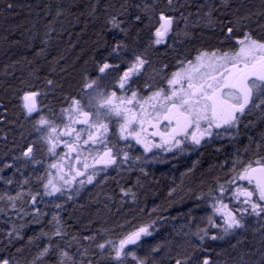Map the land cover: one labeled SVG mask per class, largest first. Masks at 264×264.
Listing matches in <instances>:
<instances>
[{"label":"trees","instance_id":"obj_1","mask_svg":"<svg viewBox=\"0 0 264 264\" xmlns=\"http://www.w3.org/2000/svg\"><path fill=\"white\" fill-rule=\"evenodd\" d=\"M166 2L0 0V255L14 257L19 264H31L39 251L51 244L49 254L38 264H58L64 248L81 264L89 260L93 264H110L101 256L96 244L105 239L117 240L134 225L151 221H155L153 235L138 247V257L146 259L147 264H175L176 258L186 257H191L188 264H203L205 258L214 261L213 252L226 257L225 262L236 260L238 256H247L248 261L253 255L255 247L249 250L248 243L243 247L224 244L212 248L208 242L202 246L200 237L208 223L209 193L213 194L221 183L228 185L226 181L235 174L233 161L246 162L264 155V120L261 118L248 119L235 137L214 138L173 166L157 167L144 174L125 173L124 179L114 174L102 177L70 206L55 208L50 200L43 199L38 168L26 164L21 157L24 147L32 142L37 125L36 119L22 111L20 96L25 91H39L44 114L49 119L54 118L52 120L60 117L61 109L81 93L85 77L95 74L97 64L112 58L111 52L117 43L125 42L130 52H145L148 28L155 17L150 21L149 15L164 10ZM173 9L171 11L183 14V22L187 20L179 33L182 41L179 52L191 53L199 46H228L226 26L237 19L242 24L238 26L239 31L234 32V38L244 31L251 32L257 39L264 38V28H261L264 0H174ZM29 15L34 18L30 22L31 32L26 27ZM137 15L142 17V22L135 20ZM114 16L120 28L109 23ZM150 56L155 70L161 64L170 66V55L151 53ZM49 80L52 84H48ZM9 180L12 183L9 184ZM121 189L129 191V195H123ZM37 192L40 195L32 204L29 193ZM18 193L26 195L18 211L26 212L27 217L32 215L33 223L22 220L17 209L2 215L8 197ZM53 216L62 219L66 234L61 238H55L54 231L49 229ZM25 225L27 228L21 231L20 227ZM14 229L23 239H15L14 233L9 243L7 233ZM89 236H95V240H86ZM57 241L62 244L58 245ZM157 245L160 250L151 251ZM19 248L23 251L18 252Z\"/></svg>","mask_w":264,"mask_h":264},{"label":"snow or ice","instance_id":"obj_2","mask_svg":"<svg viewBox=\"0 0 264 264\" xmlns=\"http://www.w3.org/2000/svg\"><path fill=\"white\" fill-rule=\"evenodd\" d=\"M173 3L174 0H167L170 10H175L172 8ZM208 15L210 17L211 13ZM153 16L156 19L150 43L155 46L164 45L169 34L173 32L176 18L163 10L149 15L150 21ZM135 20L142 22V17L137 15ZM109 23L115 28H120V22L115 16ZM241 24L237 19L231 26H226L225 39L233 40L234 32L239 31L238 26ZM261 28H264V25H261ZM184 35L188 37L187 32ZM235 45L237 47L230 50L199 51L193 59L178 60L177 70L167 77H162L165 80L164 85L153 88L151 84H146L141 94L131 85L134 83L133 78L145 71L149 61L142 55H135L131 62L124 60L120 52L127 46L122 42L117 43L112 49V54L119 58V62L105 60L96 65L94 75L85 77L81 93L78 97H72L68 106L61 109L67 119L62 128L44 115H39L36 119V131L40 133V140L47 145L46 150L50 155L58 157L49 167L57 169V174L63 182L57 186L48 179L43 185V195H64L65 191H72L71 187L65 186L74 184L78 185V195L84 185L97 183V177L102 173H106L113 166L119 167L118 161L123 164L129 159H140L132 158L127 151L117 148L118 141L110 138V125L113 122L116 125L115 134L118 140L135 141L148 153L152 152L153 148L165 149L167 152L179 149L184 152L188 144L200 146L207 139L219 138L223 135L219 131L221 129L224 132L232 129L238 131L241 118L251 115L254 110H259L264 118V38L257 39L251 32L244 31L235 37ZM121 63L127 65L122 74L119 71ZM48 84H52V81L49 80ZM109 85H112L111 90ZM117 89L120 90L119 94ZM40 96L41 93L35 90L25 91L20 96V107L27 117L41 112L38 100ZM35 145V141L27 144L21 152V157L39 163L34 154ZM126 147L131 148L132 144L129 143ZM58 148H62V151L58 152ZM232 172L235 174L226 183L235 184L234 188L226 189L224 184H220L219 196L209 193L214 201L211 205L213 212L221 218L224 235L245 228L246 215L264 218V155L250 158L246 162L234 160ZM37 179L43 180L44 177ZM237 181H246V185L236 184ZM11 182L8 181L9 184ZM24 182L27 183V180ZM227 191H231L229 200L234 201L238 207L232 208L224 202ZM121 192L125 196L129 195V191L124 189H121ZM171 194L172 192H169V195ZM21 195L18 193L8 197L13 209L16 207L14 201ZM39 195V192L35 195L29 193L32 204L37 202ZM67 198L71 200L73 197L69 195ZM52 219L57 224L52 235H65L59 227V218L53 216ZM208 223L212 227H221L212 216L208 217ZM154 225L155 221L134 225L117 240L105 239L104 242L97 243L96 248L111 264H129V257L135 264H147L146 259L138 257L130 246L138 245L143 237L152 236ZM203 231L207 235V230ZM14 233L15 239H23L14 229L7 233L9 243ZM218 238L222 239L223 236H211L213 240ZM85 239L95 240V236ZM200 239L203 240L204 237L201 236ZM32 242L30 238L29 243ZM50 249L51 244L43 247L31 264L42 261ZM151 250L158 252L160 246L157 245ZM17 251L22 252L23 249L19 248ZM60 256L58 264H81L67 251H61ZM190 258H176L175 264H188ZM0 264H19V261L14 257L0 255ZM87 264L93 262L89 260ZM203 264H209V260L205 258Z\"/></svg>","mask_w":264,"mask_h":264},{"label":"rangeland","instance_id":"obj_3","mask_svg":"<svg viewBox=\"0 0 264 264\" xmlns=\"http://www.w3.org/2000/svg\"><path fill=\"white\" fill-rule=\"evenodd\" d=\"M33 15H29V21L26 22V27L28 29V31L31 32L33 26H31V21H32ZM27 20V19H26ZM150 74H156L157 76L161 77L163 73L159 72V71H149ZM39 100V98H38ZM21 103V101H20ZM40 106V104H39ZM41 108V107H40ZM62 114V112H60ZM59 113V115H60ZM39 115H44L45 118L49 117L44 114V112L41 109V112L38 114H33V119H38ZM263 119L262 118V114L259 110H254L252 112L251 115H247L245 119L241 120V123L239 125V129L238 131L235 129L229 130L230 133L227 134L225 133L221 139H226L228 137H235V135L241 130L242 124L247 121L248 119ZM54 119V118H52ZM50 119V120H52ZM54 121L57 125H59L62 128V125L64 122H67L66 119V114H62L60 115V117L56 116ZM78 127V126H77ZM110 128L112 129V131L110 132V138L113 139L114 141H118L117 143V148L118 149H123L124 151H127L130 155V157L135 158V157H140L139 160H134V159H129L127 162L120 164L118 161V165L117 166H113L111 168H109L107 170L106 173H102L100 177H97V181L99 178L108 176V175H121L123 177H121L120 179H124L127 175L125 173H131V172H135V173H148V171H151L152 169H155L157 167L162 168V167H169V166H173L175 164L181 163L184 159L188 158L192 153H196L205 143L209 142V139L205 140L202 142V144L200 146H193L191 144L186 145V149L184 152H181L179 149L174 150L173 152H167L166 150H162L163 153L158 154L156 151L158 150H152V152H148L145 153L144 149L142 146L137 145L135 143V141L129 140V141H122V140H118V136L115 134L116 133V125L115 122H113L112 125H110ZM36 129V128H35ZM228 131V132H229ZM32 142L35 141L36 142V146L38 147L37 150L35 149V157L36 160L39 161V163H33L31 161H28L26 158H23V161L28 164L31 165V167L33 168H38L36 169L39 172L40 177H44L43 180H41V184L39 187V191H41L42 193L44 192V187L43 185L45 183H47L48 179H51L53 181V184H56L57 186L62 185V181L60 180V176L57 174V169H53L50 168L49 165L51 163H54L57 161L58 157L52 156L47 152V145H45L41 140H40V133L37 132L35 130L34 132V137L31 140ZM132 144L131 148L126 147L127 144ZM42 151V152H41ZM58 152L62 151V148H58L57 149ZM141 169H143V171H141ZM35 171V170H34ZM49 173H51V175H49ZM95 184V183H94ZM94 184L92 185H84L80 191L79 194H76V188L78 187V185H71V186H65V188L67 187H71L72 191L68 192L65 191L64 195H60L59 193L53 195V196H44L43 199L46 200H50L51 205H54L55 208L57 204L59 205H72L73 202L80 200L83 196L84 193L91 188ZM236 184H240V185H246L245 181H237ZM234 185H226L225 188L226 189H231L234 188ZM100 189V188H98ZM219 187L217 189H215V191L213 192V196H219ZM94 191H97V188L94 189ZM69 195H72V199L69 200L67 197ZM231 196V191H227L225 193V198H224V202L228 203L230 207L235 208L238 207V205L235 204L234 201H230L229 197ZM26 195L22 194L21 197L17 200L14 201L16 207L15 209H13L12 207V202H6V204L2 207L1 213L2 215H5L6 213L8 214L9 211H15L17 209L18 211V206H20L25 200ZM208 203H207V209L209 211V216H212L213 219L218 223L221 224V227H212L209 223H207L206 226V230H207V235L204 234V231L202 233L201 236L204 237L203 240L200 239V243L201 245H205L206 242L209 243V245L212 246V248H217V246H222L224 244H229V245H235L238 246L240 245V247H243L245 243H248L249 245V250L254 248L253 252H251V254H253L251 256V258H249V260L247 261L246 257L242 256H238L236 258V260L230 259L227 260L228 262H225L226 257L224 256H219V255H215L214 253V258H218L217 260L214 259L213 262H209V264H232V262L237 261V264H264V218L262 217H256V216H250V215H246L244 218V222H245V228L242 229H237L234 230L233 232H231L228 235H224L223 231H222V221L221 218L218 215H215L213 212V209L211 207V205L214 203L213 199L211 198V196H209L208 199ZM236 205V206H235ZM19 216L22 220H29V223H33V216L32 215H28L27 217V213L23 212V211H18ZM58 217V216H57ZM60 224L59 227H61L62 231L63 228L61 226L62 224V219L61 217H58ZM27 224V223H26ZM57 227L56 221L53 220L52 223V227L50 226L49 229L51 232L55 231ZM26 225L25 226H21L20 230H24L26 229ZM216 235L217 237L223 236L222 239L218 238L216 240L211 239V236ZM62 237V236H61ZM60 237V238H61ZM150 236L147 237H143L141 239V241L139 242L138 245L136 246H130L136 253V255L138 256V247L140 244H142L147 238H149ZM56 238V237H55ZM59 238V239H60ZM58 245L62 244L61 241H57ZM247 249V250H248ZM77 250V249H76ZM74 250V251H76ZM246 252L248 254H250L249 251ZM64 251H67L69 254L72 253L70 250H67L64 248ZM246 253V254H247ZM77 254H79L77 252ZM250 254V255H251ZM60 255V254H59ZM61 258V257H60ZM111 264V263H110ZM129 264H135L134 261L131 260V258L129 257Z\"/></svg>","mask_w":264,"mask_h":264},{"label":"flooded vegetation","instance_id":"obj_4","mask_svg":"<svg viewBox=\"0 0 264 264\" xmlns=\"http://www.w3.org/2000/svg\"><path fill=\"white\" fill-rule=\"evenodd\" d=\"M156 4L160 5V3L157 1H156ZM172 8H173V6H172ZM168 10H170V9H169V6L166 2V7L163 11L167 12V14H169V15L174 16L176 18L177 22L174 23L173 32L169 34L166 44L160 45V46H155V45H151V43H150L151 39L153 38L151 33L153 31V28L155 25V19H156L154 17L153 24L148 28V39H147V42L145 43V46H146L145 52L144 51L130 52L127 47H126V49L121 50V52H120V56L123 57L124 60H127L129 62H131L134 59L135 55H142L144 58H146L149 61V63L145 66V71H143L140 76L134 77L133 78L134 83L131 85L132 88L139 90L141 92V94H143V90H144L146 84H151L153 86V88H155L158 85H164L165 80L162 77H167L173 71L177 70V68L179 67V65L177 63L178 60L193 59L198 54L199 51H209L210 52V51L215 50V49L230 50V49H233L234 47H237L235 45V38H233V40H231L228 43L229 44L228 46L217 47V48H207L205 46H199V47H196L194 50H192L191 53L179 52V49L182 50V48H181L182 41L179 38V35H177V33L179 34L180 31L184 29V27H185L184 22H186L187 20H185L184 22L181 20V17L183 18L182 13L178 14L174 11H171V10L168 11ZM159 11H161V10H157L156 13H158ZM122 43L125 44V42H122ZM125 45L127 46V44H125ZM147 52H149V53H147ZM151 53H156V54L165 53L167 55H170L172 58L170 60V66H168L167 64H161L158 67V69L155 70V65L153 64V62L150 58ZM111 56H112V58L108 62H119V58L115 54H112V52H111ZM179 56H184V57L187 56V57L186 58H179ZM165 65L167 67H165ZM126 68H127V65L124 63H121L120 70H119L121 72V74H122L123 70H126ZM158 70L160 72H163L161 77H159L155 74L149 73V71H158ZM108 88H109V90H111L112 85H109ZM149 91H151V89H149ZM117 92L119 94L120 90L117 89ZM246 116L242 117L241 120L245 119ZM219 131L222 132L223 135L225 133H227V134L230 133V131L224 132L223 129H221ZM223 135H221V136H223ZM214 138H216V137L209 139V141L214 139ZM157 140H158V138H157ZM153 150H155V151L158 150L156 152L158 154H161V153H163L162 150H165V149L153 148ZM245 184H246V181H245Z\"/></svg>","mask_w":264,"mask_h":264},{"label":"bare ground","instance_id":"obj_5","mask_svg":"<svg viewBox=\"0 0 264 264\" xmlns=\"http://www.w3.org/2000/svg\"><path fill=\"white\" fill-rule=\"evenodd\" d=\"M98 28V27H97ZM109 51V50H108ZM96 63V62H95ZM82 91V90H81ZM53 105V104H52ZM20 116V115H19ZM14 126V125H13ZM16 129V128H15ZM251 136V135H250ZM221 141V140H220ZM257 145V144H256ZM8 158V157H7ZM4 160V159H3ZM10 162V161H9ZM22 162V161H21ZM32 169V168H31ZM184 170V169H183ZM28 173V172H27ZM2 174V173H1ZM39 176V175H38ZM17 178V177H16ZM162 179V178H161ZM1 182V181H0ZM20 182V181H19ZM12 183V182H11ZM222 184V183H221ZM20 188V187H19ZM13 190V189H12ZM209 198V197H208ZM200 202V201H199ZM155 204V203H154ZM70 206V205H69ZM68 206V207H69ZM236 206V205H235ZM151 207V206H150ZM159 207V206H158ZM174 208V207H173ZM171 217V216H170ZM161 218V217H160ZM176 219V218H175ZM180 224V223H179ZM174 233V232H173ZM163 234V233H162ZM187 234V233H186ZM26 235V234H25ZM24 235V236H25ZM168 236V235H167ZM23 237V236H22ZM187 238V237H186ZM143 240V239H142ZM161 243V242H160ZM175 243V242H174ZM152 244V243H151ZM171 244V243H170ZM182 245V244H181ZM160 246V245H159ZM173 246V245H172ZM208 246V245H207ZM207 248V247H206ZM152 251V250H151ZM193 251V250H192ZM169 252V251H168ZM153 253V252H152ZM141 254V253H140ZM160 255V254H159ZM173 255V254H172ZM181 255V254H180ZM141 256V255H140ZM157 256V255H156ZM162 256V255H161ZM158 257V256H157ZM211 257V256H210ZM156 258V257H155ZM164 259V258H163ZM162 263V262H161ZM192 264V263H191ZM195 264V263H194Z\"/></svg>","mask_w":264,"mask_h":264}]
</instances>
